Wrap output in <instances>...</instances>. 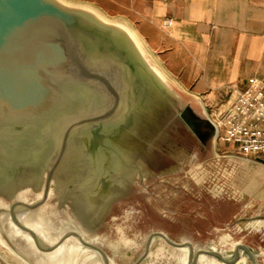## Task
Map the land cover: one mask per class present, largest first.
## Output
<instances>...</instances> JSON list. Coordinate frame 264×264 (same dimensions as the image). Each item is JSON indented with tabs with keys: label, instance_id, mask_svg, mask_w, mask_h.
Returning a JSON list of instances; mask_svg holds the SVG:
<instances>
[{
	"label": "water",
	"instance_id": "water-1",
	"mask_svg": "<svg viewBox=\"0 0 264 264\" xmlns=\"http://www.w3.org/2000/svg\"><path fill=\"white\" fill-rule=\"evenodd\" d=\"M132 28L71 0H0V256L7 264H24L19 257L42 264L24 241L10 236L9 221L29 233L42 252L76 236L102 264H115L98 233L105 219L132 197L134 187L180 179L187 165L186 177L202 190L195 196L199 211L192 214L179 193L171 206L182 209H174L169 221L181 240L153 232L132 264L148 260L156 240L175 250L188 247L192 264L201 253L228 262L221 253L197 249L188 233L200 234L218 221L229 224L224 221L231 201L245 206L233 219L238 226L245 221L247 235L259 219L243 218L250 207L243 203L250 191V162L217 153L218 127L203 103H194L146 49L138 48ZM187 153L193 158L189 164L182 159ZM209 153L212 158L198 160ZM24 191L27 201L16 200ZM206 193L221 203L213 207ZM22 214L39 215L56 229L76 219L98 240L90 243L68 231L56 244H44L22 224ZM236 242L233 263L243 250L250 264H261L249 243Z\"/></svg>",
	"mask_w": 264,
	"mask_h": 264
},
{
	"label": "crops",
	"instance_id": "crops-1",
	"mask_svg": "<svg viewBox=\"0 0 264 264\" xmlns=\"http://www.w3.org/2000/svg\"><path fill=\"white\" fill-rule=\"evenodd\" d=\"M71 1L93 6L133 27L177 86L194 103L200 100L208 112L227 104L231 93L246 88L251 78L264 77V0ZM258 158L263 157L246 158L250 162L246 199L250 219L259 217L250 224V247L264 264V163ZM244 208H238L235 215L240 216ZM206 250L221 253L228 262L201 253L197 264L249 261L243 250L235 263L230 262L234 253L216 247ZM181 262L192 264L188 252Z\"/></svg>",
	"mask_w": 264,
	"mask_h": 264
},
{
	"label": "rangeland",
	"instance_id": "rangeland-1",
	"mask_svg": "<svg viewBox=\"0 0 264 264\" xmlns=\"http://www.w3.org/2000/svg\"><path fill=\"white\" fill-rule=\"evenodd\" d=\"M216 149L220 156L231 155L220 143H217ZM212 157V153H209L207 156L203 154L198 160ZM182 159L185 160L186 164H189L192 162L193 158L187 153L183 155ZM189 168L188 165L183 168V172L179 175L180 179L178 177H165L163 179L147 180L145 185L148 186V188H146L145 185L134 187L132 190V197L115 206L112 213L105 219L103 227L98 231L103 240L102 248L114 259L115 264L134 263L144 252L145 241L153 232L162 231L170 235V237L176 241L181 240V237L176 233H171L172 223L169 221L171 217L170 213L174 209H179V211L182 209V206L176 203L171 206L173 202L172 199L176 201L179 193H186L184 195L180 194V196H183L182 198L187 200V204L190 203L187 208H190V212L195 214V212L197 213L199 211L197 204L198 200L195 199L196 192L202 191L190 180V178L186 177L185 172H187ZM183 185L186 190L183 189ZM203 197H205L207 199L206 201L213 207L221 203V201L217 202V200L212 199L207 193L205 196L203 194ZM247 201L248 200H243V203ZM231 203L234 204L231 207L230 215L227 221H224L230 222L229 224L225 225L223 222L218 221L213 225L216 227L209 226L200 234L196 232V230H191L188 236H186V239L192 241V243L197 246V249L216 247L219 251L227 254L233 253V242L242 241L250 244V235L246 234L247 225L244 223L245 221L239 223L238 226L233 219V215L236 210L240 208L241 204L235 206V202L231 201ZM50 206L51 205H49V207ZM248 209L249 214L244 215L243 218L250 215V207ZM238 227L244 230L241 231ZM227 235H230V238L228 242H225L224 237ZM126 240L130 241V243H126ZM16 245L26 254H30L24 248L23 243L18 242ZM112 245L118 246L117 251ZM162 248L163 250L160 251ZM151 252L152 256L143 264H179L177 260L178 251L165 244L162 240H156L154 242ZM29 256L31 260L36 263L35 258L32 255ZM0 264H7L2 256H0ZM247 264H250V261H248Z\"/></svg>",
	"mask_w": 264,
	"mask_h": 264
},
{
	"label": "bare ground",
	"instance_id": "bare-ground-1",
	"mask_svg": "<svg viewBox=\"0 0 264 264\" xmlns=\"http://www.w3.org/2000/svg\"><path fill=\"white\" fill-rule=\"evenodd\" d=\"M96 16H98V18H100L101 20H104V18L101 17L100 15L96 14ZM132 29L134 33H137L134 28ZM133 32L131 33V36L134 42L136 43V45L138 46V48L141 51H144V49H146L151 54V56L159 63L163 72L168 77L172 78L171 75L166 71V69L161 64L159 58L153 55L147 43L140 36H139L140 38L139 37L137 38V36ZM53 188L51 192H53ZM41 195H42V191L38 193V197H41ZM15 198L18 201L26 202L27 201L26 191L20 192ZM20 221L26 227L34 231V233H36V235L40 237L42 242L47 245L56 244L68 231L78 233L82 238L89 241L90 243H95L98 240L96 236L90 234L82 225H80V223L76 219H72L71 221H68L64 227L62 228L60 227L57 229L46 225L44 223V219L39 215L34 216L31 214H22L20 216ZM9 227H10L9 228L10 236L13 238H19L20 240L24 241L26 245L30 248V250L38 257L39 262L42 264H102V262L99 260L100 256L98 255V253L92 251L88 247L83 246L82 243L80 242V239L76 236H70L61 244L56 246V248L53 251L46 253L40 251L36 247L34 240L29 233L20 230L11 221H9ZM228 238L229 236H226L224 237V240L227 241ZM238 244H239L238 242H234L232 244V247ZM177 251H178V257H177L178 263L182 264L181 260L184 258L187 252L188 254H190V250L188 247H185V248H180ZM11 252L18 257V255L14 251ZM19 258H21L20 260L24 264H30L22 257ZM231 260H233V258ZM230 262L233 263L232 261ZM198 264H200V262Z\"/></svg>",
	"mask_w": 264,
	"mask_h": 264
},
{
	"label": "built area",
	"instance_id": "built-area-1",
	"mask_svg": "<svg viewBox=\"0 0 264 264\" xmlns=\"http://www.w3.org/2000/svg\"><path fill=\"white\" fill-rule=\"evenodd\" d=\"M209 115L218 127V143L242 158H264V77L251 78L246 88L233 91L227 104Z\"/></svg>",
	"mask_w": 264,
	"mask_h": 264
}]
</instances>
